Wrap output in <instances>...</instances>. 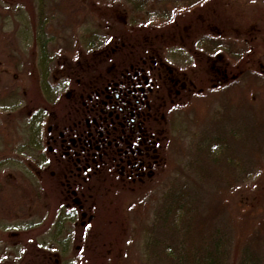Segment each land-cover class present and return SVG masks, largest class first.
<instances>
[{
  "label": "rangeland",
  "instance_id": "374dc122",
  "mask_svg": "<svg viewBox=\"0 0 264 264\" xmlns=\"http://www.w3.org/2000/svg\"><path fill=\"white\" fill-rule=\"evenodd\" d=\"M41 2H44L45 11L50 16L47 35L52 39L48 48L58 62L71 52L74 56L91 54L92 51H87L85 45L92 37H116L120 29L124 31L127 25H131L142 26L144 31L124 44L107 47L105 51L109 50L106 53L109 62H112L107 65H118L125 52L135 47L142 54L146 49L148 55H160L172 67L175 63L193 64L192 53L198 38L204 34L223 32L222 35L232 38L233 42H247L249 48L246 49L250 52L246 53L247 57L264 51V0H206L202 6L189 12L174 14L172 21L163 24L151 15L157 9L153 4L133 15L126 0H91L97 6L90 8L86 16L76 12L73 20L77 23L75 28L65 23L69 16L64 14L62 5H66L68 0H0V88L3 89L0 90V156L6 153L14 155L0 159V174L6 182L10 181L9 185L13 184L11 187H19V195L26 196L30 189L28 196L36 193L40 197L39 206L31 210L29 218H0V264H167L165 259H150L147 236L153 230L152 224L157 220V210L166 193L172 187L179 188L188 179L182 170L193 158L194 136L197 135L199 140L203 129L209 130L210 113L217 107L215 96L207 99L205 92L208 85L199 97L192 96L191 92L183 97L182 111L171 119V150L167 151L166 163L156 179L137 182L129 188H112L106 180L95 181L96 185L91 184L92 210L88 214L93 216L92 221L88 222V217L80 215L59 230L57 217L64 202L59 181L55 176L43 173L45 176L41 183L40 177L34 175L35 167L29 166L36 152L39 154L37 148L31 149V125L35 124L33 116L37 115L40 104L46 100L39 67L42 60L39 49L41 39L36 38ZM118 22L123 25H116ZM202 53L200 55L206 57ZM212 55H208L210 59L206 61L219 75L218 70L223 71L227 67L228 59L222 51ZM72 64L75 66L77 61ZM7 66L10 70L6 69ZM100 67L105 69L106 65ZM62 71L64 77L70 80L71 89H74L76 79L83 77L74 68L67 67ZM204 74V70L196 73L195 80L201 82ZM20 75H23L24 86L15 83ZM59 79L57 75L50 81L55 85ZM67 89L56 101L51 115L44 116L43 130L46 132L53 123H60L59 116L73 106L74 101L65 94ZM250 102L254 111L252 115L242 108L238 114L244 120L239 119L238 122L246 126L245 137L248 138L253 137L254 128L264 124V101L259 95H254V101ZM255 122L260 125L255 126ZM246 146L248 144L244 141L239 148L244 150ZM250 147L252 154L257 150L262 153L264 138L245 150L250 151ZM238 152L245 157L241 150L238 149ZM28 168H31V173ZM51 169L54 167L50 166ZM256 170L259 171L258 168ZM225 179L229 178L224 173H218L217 178L208 182H188L189 192L195 194L193 208L203 219V229L210 228L214 232L219 227L224 230L229 238V264H235L237 257L233 255V247L242 238L257 242L264 258V172L241 179L246 183L230 189L229 185H224ZM7 191L8 195H14L11 190Z\"/></svg>",
  "mask_w": 264,
  "mask_h": 264
},
{
  "label": "trees",
  "instance_id": "16d2710c",
  "mask_svg": "<svg viewBox=\"0 0 264 264\" xmlns=\"http://www.w3.org/2000/svg\"><path fill=\"white\" fill-rule=\"evenodd\" d=\"M126 2L129 3L130 12L133 15L141 13L153 4L157 9L151 15L157 17L163 24L172 21L174 14L177 16L186 11L189 12L191 9L202 6L206 0H126ZM96 6L97 3L91 2V0H68L66 5H62L64 14L69 16V20L66 18L65 23H69L68 25L75 28L77 24L73 21L75 13L79 12L80 15L86 16L91 11L90 8ZM181 8L185 9L181 10ZM49 20L50 16L45 11L44 2H41L36 38L37 40L41 39L39 49L42 60L39 67L46 100L40 104L39 112L33 116L32 121L35 124L31 125V143L33 145L31 149L35 150L34 148H37L39 153L42 146L41 125L45 111L49 112L54 109V103L69 85L68 79L64 77L62 70L67 69V67L68 69L78 70L79 66L84 64L78 62L86 60L90 63V59L93 62L99 55L109 51H105L107 47H116L115 44L118 43L124 44L134 36L139 37L144 31L141 28L142 26L127 25L124 31L121 29L118 31L119 34L116 37L105 38L102 35H95L90 43L85 45V49L92 51L93 54L85 53L86 56L83 54L74 56L71 52L66 55L62 62H58V60L56 61V55L48 48V44L52 39L47 35ZM116 25L121 27L123 23L118 22ZM222 33L201 35L202 37L198 38L196 49L192 53V62L194 63L190 65L189 76L196 81L194 70H204L203 83L199 80L196 82L201 83L199 86L204 89L209 85L208 91L205 92L207 99L215 96L214 104L217 107L210 113L209 130L203 129V132L198 136L199 140H197V135L194 136L196 140L192 144L193 158L182 170V174H186V177H188L187 181L177 189L172 187L163 198L162 204L159 205L157 220L155 219L156 222L154 221L152 224L153 230L147 236V254L150 259L151 257L154 258V261L161 258L165 259L164 262L167 264H229V238L223 232L224 230L219 227L214 232L209 230L210 228L203 229V219L196 214L193 208L196 202L194 200L195 194L189 192L188 182L191 180L195 183L205 180L208 182L213 178H217L218 173H224L229 178L225 179L224 185H229L230 189L246 183L245 180L241 179L250 178L261 171L264 172V151L259 153L257 150L252 154L251 147V152L245 150L249 145H255L260 138H264V133H262L264 132L262 131V129L264 130V124L260 125L255 122V126L257 124L260 126L254 128L253 137L248 138L245 137L247 133L246 126L238 122L239 119L243 120V118L238 117L239 109L246 110L250 115L254 112L253 105L250 102L254 101V95H259L264 101V51L247 57L248 49L246 48L249 46L247 42H233L232 38H226V35H222ZM141 47H143L142 44ZM98 49L101 51L100 53L94 52ZM201 50L206 54V57L202 56ZM220 51L228 59V64L223 71L220 70L219 75H216V70L211 64L208 65L206 60L210 59L208 55L213 56L212 54H217ZM111 53L113 54V52ZM106 55L108 53L104 54V56ZM76 61L77 64L73 66L72 63ZM6 69L10 70L8 66ZM57 75L60 79L53 85L50 79L52 77L55 79ZM22 78L23 75H20L15 83L24 86ZM199 86L198 88H200ZM0 90L3 91L1 88ZM201 94L204 93L197 91L192 96L199 97ZM218 94L219 98H217ZM170 122L169 120V124H172ZM244 141L248 146L242 150L239 147L241 143L244 144ZM238 149L245 157L240 155ZM11 154L6 153L0 156V159L14 156ZM33 157L34 159L31 160L32 165L29 166L35 167L36 173L34 175L39 176L41 183H43L45 175L41 174L43 170L40 169L38 164L39 156L34 155ZM257 168L259 171L256 170ZM27 170L31 173V168ZM8 183L10 181L6 182L5 177L0 174V218L11 220L29 218L31 210L39 206L37 205L39 195L34 193L33 196H28L30 189L27 190L28 194L26 196L19 195V187H11L13 184L9 185ZM7 189L11 190L14 195H8ZM57 226L59 230H62L64 222H58ZM259 246L257 242H253L251 239H238L235 247H233V255L236 254L237 257L235 264H264Z\"/></svg>",
  "mask_w": 264,
  "mask_h": 264
},
{
  "label": "flooded vegetation",
  "instance_id": "af4514ba",
  "mask_svg": "<svg viewBox=\"0 0 264 264\" xmlns=\"http://www.w3.org/2000/svg\"><path fill=\"white\" fill-rule=\"evenodd\" d=\"M142 52L146 54V49ZM144 54L133 47L118 65H107L112 63L108 55L81 64L82 79L65 92L73 106L49 131L42 123L38 164L43 173L57 178L64 197L57 223L68 225L80 215L92 221L88 214L95 181L106 180L112 185L107 189L156 179L171 150L169 120L182 111L183 97L204 91L189 76L192 63L171 67L160 55Z\"/></svg>",
  "mask_w": 264,
  "mask_h": 264
}]
</instances>
